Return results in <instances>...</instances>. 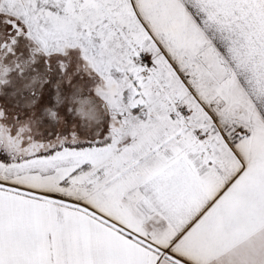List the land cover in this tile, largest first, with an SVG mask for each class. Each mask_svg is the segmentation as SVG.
I'll list each match as a JSON object with an SVG mask.
<instances>
[{
    "label": "snow or ice",
    "instance_id": "obj_1",
    "mask_svg": "<svg viewBox=\"0 0 264 264\" xmlns=\"http://www.w3.org/2000/svg\"><path fill=\"white\" fill-rule=\"evenodd\" d=\"M0 264H264V0H0Z\"/></svg>",
    "mask_w": 264,
    "mask_h": 264
}]
</instances>
